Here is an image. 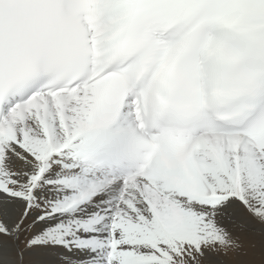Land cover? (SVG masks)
Returning <instances> with one entry per match:
<instances>
[{"label":"snow or ice","instance_id":"1","mask_svg":"<svg viewBox=\"0 0 264 264\" xmlns=\"http://www.w3.org/2000/svg\"><path fill=\"white\" fill-rule=\"evenodd\" d=\"M0 264H264V0H0Z\"/></svg>","mask_w":264,"mask_h":264}]
</instances>
